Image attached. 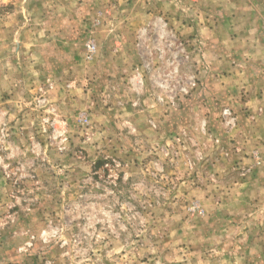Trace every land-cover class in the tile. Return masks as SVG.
<instances>
[{
	"label": "rangeland",
	"instance_id": "374dc122",
	"mask_svg": "<svg viewBox=\"0 0 264 264\" xmlns=\"http://www.w3.org/2000/svg\"><path fill=\"white\" fill-rule=\"evenodd\" d=\"M0 264H264V0H0Z\"/></svg>",
	"mask_w": 264,
	"mask_h": 264
}]
</instances>
